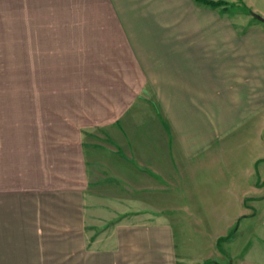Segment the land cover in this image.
<instances>
[{
  "label": "crops",
  "instance_id": "0c3cea01",
  "mask_svg": "<svg viewBox=\"0 0 264 264\" xmlns=\"http://www.w3.org/2000/svg\"><path fill=\"white\" fill-rule=\"evenodd\" d=\"M198 4L0 0L63 41L0 96V264H264V31L200 45Z\"/></svg>",
  "mask_w": 264,
  "mask_h": 264
},
{
  "label": "rangeland",
  "instance_id": "374dc122",
  "mask_svg": "<svg viewBox=\"0 0 264 264\" xmlns=\"http://www.w3.org/2000/svg\"><path fill=\"white\" fill-rule=\"evenodd\" d=\"M222 1L226 2L225 5L214 9L198 4L197 27L200 45L208 39L204 36L207 34L208 45L216 48L260 47L262 44L254 42L250 36H247V41L243 43L237 37L248 35L252 31H264V0ZM7 10L2 14L0 8V96L15 97L30 94V87L28 88L27 85L31 82L32 69L49 61L53 62L56 57L54 54H49L47 48L54 50L63 41L13 38L15 25L11 22L13 17L8 16ZM193 14H195L194 9ZM77 58H72L71 63L75 64ZM34 75H37V71L33 73Z\"/></svg>",
  "mask_w": 264,
  "mask_h": 264
},
{
  "label": "trees",
  "instance_id": "16d2710c",
  "mask_svg": "<svg viewBox=\"0 0 264 264\" xmlns=\"http://www.w3.org/2000/svg\"><path fill=\"white\" fill-rule=\"evenodd\" d=\"M200 4H203L205 6L211 7V8H219L223 5H225L226 2L222 0H197ZM234 235V232H231L227 237L221 238L220 242L223 240H230Z\"/></svg>",
  "mask_w": 264,
  "mask_h": 264
}]
</instances>
